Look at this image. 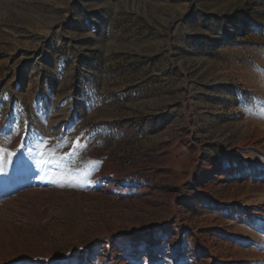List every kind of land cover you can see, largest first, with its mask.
I'll use <instances>...</instances> for the list:
<instances>
[{
	"label": "rangeland",
	"instance_id": "obj_1",
	"mask_svg": "<svg viewBox=\"0 0 264 264\" xmlns=\"http://www.w3.org/2000/svg\"><path fill=\"white\" fill-rule=\"evenodd\" d=\"M0 147V264H264V0H0Z\"/></svg>",
	"mask_w": 264,
	"mask_h": 264
},
{
	"label": "bare ground",
	"instance_id": "obj_2",
	"mask_svg": "<svg viewBox=\"0 0 264 264\" xmlns=\"http://www.w3.org/2000/svg\"><path fill=\"white\" fill-rule=\"evenodd\" d=\"M55 26L59 30L62 27V24L59 22ZM37 147L38 148H36V151H38V149H39V146H37ZM14 148L18 149L19 146L16 144L14 146ZM260 150L264 153V151L262 149H260ZM33 153H34L33 151L26 148V150H24V153H21L19 155L20 159L18 160V164L14 161L11 163V165L14 166V169H16V171H20L21 169H23V170L27 169L28 170L29 169V163L32 165H39L40 164L39 160H36L35 162L32 163L33 157L35 155V154L33 155ZM19 164L21 165V167H17V166H19ZM105 167L107 169H106L104 174H102L98 170L94 171L93 176L87 181V187L92 191H98V189H102V191L114 190L115 192H118L123 196H129V194L131 193V189H132L131 185L132 184L128 181L129 179L127 178L126 174L120 173L119 172L120 169L114 168L112 165L111 166L108 165ZM213 171L214 170H212L211 172H213ZM5 189H6V186H4V185L0 186V192H2V190H5ZM143 190L146 191L147 189H143ZM31 192L34 193V192H37V190L31 189ZM2 198H3V196H2ZM0 200H2V199H0ZM37 203H39V202H37ZM217 203H219L218 204L219 208L223 209L225 207V204L223 202H217ZM6 204H7V201L2 200V202H0V208L6 207ZM35 205H36V208H38L39 204L38 205L35 204ZM237 208H238V206H236V209ZM248 212H249L250 218L246 219V217H244L243 218L244 221H246L248 223L253 222L257 225H260L261 227L264 226V218L263 219H260V218L257 219V217L259 215L264 213V202H262V204L255 205ZM171 220H174L173 217H171ZM216 230H217V228H213V230L211 232L214 234L216 232ZM208 236H209V232H208ZM202 246H205V248L200 249V255L195 260H192L190 254L188 253L189 252L188 250H187L188 251L187 253L185 251L182 252V251L176 250L172 254L170 253L168 258L162 257L161 255H163V253L165 254V252H166V248H165L164 244H157L152 249L147 251V253H145L144 256L135 255L134 259L136 261H141L144 264H155V263H158L159 261H162L164 259H166L167 262L169 261V263H171V264H205V263H207V264H218L220 259H218L217 256L213 253L214 251L211 248V243L209 242L208 237L206 238V241H204V243H202ZM233 252L234 251L231 250L229 253H233ZM221 257L225 258V254H221ZM167 262H165V263H167Z\"/></svg>",
	"mask_w": 264,
	"mask_h": 264
},
{
	"label": "snow or ice",
	"instance_id": "obj_3",
	"mask_svg": "<svg viewBox=\"0 0 264 264\" xmlns=\"http://www.w3.org/2000/svg\"><path fill=\"white\" fill-rule=\"evenodd\" d=\"M84 135H85L84 133H81L80 136L76 137V140L72 144V151L69 153V155H75L77 152L80 151L81 146H82L81 141H82ZM3 151H4L3 147H0V154H2ZM9 154L11 155V153H9ZM2 159H3V157H2V155H0V160H2Z\"/></svg>",
	"mask_w": 264,
	"mask_h": 264
}]
</instances>
